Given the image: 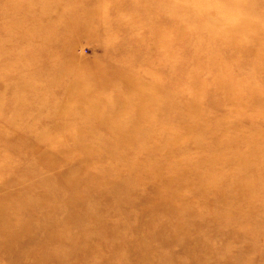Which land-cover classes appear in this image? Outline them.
Wrapping results in <instances>:
<instances>
[{"label": "rangeland", "instance_id": "374dc122", "mask_svg": "<svg viewBox=\"0 0 264 264\" xmlns=\"http://www.w3.org/2000/svg\"><path fill=\"white\" fill-rule=\"evenodd\" d=\"M247 1L261 3L250 7L251 4L246 3ZM239 18L245 19L241 20L246 22L243 30L235 32L232 42L228 43L226 36ZM51 21L56 28L58 25L64 27L62 42L67 45H56L53 51L44 54L48 55L49 65L50 57L55 59L63 74L58 75L61 77L60 84L52 95H39L37 90L42 87L43 82L41 84L38 79L32 82L27 78L28 69L33 64L29 51L32 39L27 38L31 36L38 41L44 38V41H50V31H53L50 29ZM41 26L44 27L41 32L43 34L38 37L34 29ZM254 30L260 31L261 35L264 33V0H0V133L15 142L24 136L25 139H21L24 144L30 140V143L44 145L57 141H50V133H59L49 131L59 127L58 139L61 136L72 138L78 131H83V135L93 133L97 137L81 141L100 144L111 140L106 137L110 136L108 133L104 136L98 132L99 129L113 128L134 133L136 139L132 142L142 144L156 142L154 138L159 137L162 127H175H172L168 138H179L178 142L182 141L183 144L174 150V163L184 162L188 167L194 166L198 160L214 163L212 168L197 165V169L193 171L199 177L184 181V187L180 191L186 195L191 194L193 207L188 209L189 212L186 211L183 220H194V225L198 224L195 228L200 227L204 232L213 234L212 246L224 247L222 259L213 264H253L255 257L264 255V225L258 222L260 218H264V208H260L261 213L256 210L255 214L249 215L248 211L253 206L247 202L243 206L246 212L240 216L237 208L241 206L242 198L240 196L239 199L235 194L225 200L224 203L227 204L209 198L208 210L202 206L209 211L207 216L199 204L204 194L196 191L195 185L203 175L214 174L216 177L228 176L229 188H235L243 177L246 180L254 178L257 164L258 170L264 171V98L258 97L264 96V59L260 60L253 53L245 52V48L253 45L247 36H251ZM100 32L106 34L101 35ZM19 33H28V36L18 40L19 37H16ZM68 42L72 44L69 45ZM260 42L258 45L264 51V42ZM227 46L242 48L232 54ZM215 47L218 51L214 52ZM223 54L226 56L224 59H228L222 68L217 60ZM169 56V71L166 76L161 73L162 61ZM23 76L27 78L26 81ZM53 76L56 77L55 74ZM127 79L140 82V95L124 93L125 88L128 91L132 89ZM222 80H227V84L220 83ZM143 83L156 87V95L143 90ZM67 85L72 86L78 95L64 99L66 95L62 87ZM176 89L182 94L176 95L183 100L180 107L182 113L187 114V104L192 103L195 108L191 115L198 122H190L191 118L187 120L189 127L198 128H193V133L184 135L185 137L179 131L180 126L177 128L178 124L168 122L160 114L163 103L169 101L167 93ZM22 127L28 131L39 129L36 134L38 137H29V133L26 135L25 132H19L18 128ZM141 130L144 133L137 132ZM198 135L202 141L198 139ZM40 136L48 139L40 141ZM145 136H153V140H147ZM67 140L66 144L72 143V140ZM1 152L0 156L10 160L7 164L9 171L18 166L13 172L15 174L18 171V176L22 175L24 167L32 164L38 154L36 151L31 153L20 145L16 152L11 147H6ZM164 152L159 150L158 154ZM100 154L105 155L106 151ZM132 156L133 152L129 155L128 164L134 165L136 157ZM101 166H113V162L106 161ZM96 167L100 168L94 166ZM110 172L113 174V171ZM110 172L109 178L107 175L105 177L107 181L114 176ZM148 184L149 179H141L138 184L134 181L123 183L127 189L123 188L128 194L137 193L141 199L150 200L161 189L155 193L150 192ZM174 189L177 190V185ZM17 190L21 191L20 188ZM256 192L264 200V179L259 181ZM147 196L150 199H146ZM183 206L177 203L175 207L185 209ZM204 218L207 220V228L201 226L204 225L201 223ZM109 220L104 222L103 228L115 223L117 218ZM215 221L220 224L219 229ZM241 224L251 230L248 231ZM240 238L242 243L239 242ZM149 245L156 253H169L173 248V257L187 262L176 251V247L162 246L159 238H150ZM239 253L240 257L237 256ZM5 257L7 256L0 254V264H12L8 259L4 260Z\"/></svg>", "mask_w": 264, "mask_h": 264}, {"label": "bare ground", "instance_id": "6f19581e", "mask_svg": "<svg viewBox=\"0 0 264 264\" xmlns=\"http://www.w3.org/2000/svg\"><path fill=\"white\" fill-rule=\"evenodd\" d=\"M246 3L251 4L250 7H253L261 2L247 1ZM22 15L24 16V14ZM241 20L245 19L239 18L233 29L231 28V32L229 30V35L226 36L228 43L232 42L235 32L243 30L246 22ZM58 26L56 28L52 24L50 27V29H53V31H50V41H44L46 40L45 38L38 41L31 36L27 38L32 39V43L29 44V51L31 53V63H33L28 69L27 78L30 81L38 79L43 82V84L41 82L42 87L37 90L40 93L39 95L49 93L52 95L60 84L59 78L61 77L58 75L61 76L63 74L59 70L61 66L55 63V59L50 57L49 65L48 55L44 54L45 52L53 51L56 45L63 46L62 44L65 43L64 41L62 42V34H64L65 29H63V26V28L60 25ZM43 28L41 26L37 30L34 29V33L38 37H42ZM100 34L105 35L106 33L100 32ZM17 35L16 38L19 37L18 40H20L26 38L28 33H19ZM247 37L250 38L249 41H252L253 45L248 49L245 48V52L253 53V56L260 58V60L264 59L263 48L258 45L261 43L260 41L264 42V33L261 35L260 31L254 30L251 36ZM65 44L67 45V43ZM68 44L71 45L72 43L68 42ZM218 44L220 45V42ZM240 47L242 48V46H237L235 47L236 49H233V47L227 46L232 54L237 52V50L239 51ZM213 50L214 52L218 51L217 47ZM225 57L223 54L222 58L217 60L222 68L227 63L228 58L224 59ZM169 59L170 56L162 61L161 73H165L166 76H168L167 73L169 71V67H167ZM54 74L56 77L53 76ZM25 76H23V80L26 81L27 78ZM127 81L129 84L131 83L132 89L128 91L125 88L124 93L140 95V82L137 83L135 79H127ZM221 82L222 84H227V80H222ZM143 84V90L156 95V87ZM62 91L66 95L64 99L78 95L72 86L62 87ZM144 93L145 95L147 94L146 92ZM179 94L182 95L178 89L167 93L166 96L169 101L163 103L160 114L162 118L166 117L168 122L178 124L177 128L180 126L179 131L185 137L184 135L192 134L193 128L195 130L198 126L189 127L187 120L190 118V122H197V119L193 120L192 118V110L195 107L189 102L187 104L189 111H187V114H183L180 108L183 100L181 97L176 96ZM258 97L264 98L263 95ZM25 128H18V131L25 132L26 135L29 133L27 135L29 137H38L36 134L39 129L32 130L35 131L32 132ZM59 129V127H56L53 130H48L52 133L57 132L60 135ZM171 129L162 127L159 131V137L154 138L156 142H144L142 144L136 142L134 144L132 142L136 139L134 133L114 130L113 128H102L98 132L103 133L104 136L108 133L110 136L106 137L111 140L110 142L100 144L83 142L81 140L85 138L92 139L97 137V135L93 133L83 135V131H78L75 137L61 136L59 139V135L50 133V141L54 139L57 141L41 145L40 143H30L29 140L25 142V147L21 140L25 139L24 136L19 138L20 141L15 142L0 133V153L6 147H11L16 152L18 145L25 150L31 151V153L35 151L36 154L38 153L32 160L33 165H26L21 176L16 175L18 171L13 174L14 170L18 169V166L13 164L12 171H9L10 167L7 164L10 160L5 156H0V254L7 256L4 260L8 259L12 264H213L219 262L223 257L224 247L216 248L212 246L214 244L213 234L204 232L200 227L195 228L198 224L195 226L194 220H183L182 217L186 216V211L189 212L188 209L193 207V202L191 194L186 195L180 191L184 187L185 182L199 177L197 176L198 173L193 171L195 168L197 169V165L212 168L214 163L213 161L204 162L203 160H198L195 161L194 166L189 165V167L184 162L174 163V150L180 148L183 143H181L182 141L178 142L179 138L172 140L168 138ZM143 131L137 132L144 133ZM47 133L44 132V134ZM199 135L198 139H201ZM153 136L145 137L147 140H153L151 139ZM45 139L48 138L40 136L38 140L44 141ZM67 139L72 140V143L66 144ZM216 143L215 145L218 144ZM159 150H164L165 152L159 155ZM102 151H106V154H100ZM132 152V158L136 157L134 165L128 164L129 155ZM138 155L140 156L138 157ZM106 161L113 162V166L102 167L101 163ZM79 164H83V166L81 167ZM94 166H100V168H94ZM110 171H113V174ZM108 172L114 175H111L110 181L105 180L106 175H109ZM253 177L251 180H246L243 177L235 185V188H229L228 181L230 180H228V176L203 175L200 177L201 180H198V183L195 182L196 187L194 186L196 191H202L204 194L200 200V206L208 210L209 198L224 203L225 200H229L232 195L236 194L239 199L240 196L242 198L241 206L237 208L240 216L245 214L246 211L243 206L247 202L253 206V209H250L248 214H255L260 208H264V200L256 192L259 181L264 179V171L262 169L258 170V164L254 168ZM141 179L143 181L149 179L147 188L150 192L155 193L158 190L160 191V189L161 191L154 194L151 199L147 196L148 198L146 199L150 200L141 199L137 193L129 192L128 194V192H125L124 188H126V185L124 184L125 186H123V183L134 181L138 184ZM231 179L233 180V178ZM176 185L177 190L174 189ZM18 188H20V192H18ZM177 203L184 205L183 208L185 209L175 207ZM205 209L204 214L207 213L208 216L209 211ZM213 213L216 214V212ZM203 216L205 217V215ZM112 218H117V221L107 228H103L104 222ZM262 218L259 221L257 219V221L259 224L264 225V218ZM241 221L245 222L246 219ZM201 223H204V225H201L202 227H206L207 220L205 219ZM214 223H218V221ZM245 224L241 225L245 226ZM219 226L220 224L218 223L217 229H219ZM246 229H249L248 226ZM234 230L237 231L235 226ZM238 230L240 233L241 228ZM253 233L255 234V231ZM243 236L246 237L245 235ZM153 237L159 238L164 247L169 248L171 245L176 247V251L182 254L187 262L184 263L179 261L178 258L175 259L173 257V248L169 253H156L149 245V239ZM239 242H243L241 238ZM259 250H261V247ZM246 251L247 253L249 252L248 250ZM237 256L240 257L241 254L239 253ZM258 261L262 264L264 261L263 254L255 257L253 264H257ZM224 264L230 263L226 262Z\"/></svg>", "mask_w": 264, "mask_h": 264}]
</instances>
